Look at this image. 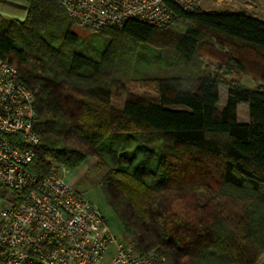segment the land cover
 <instances>
[{
    "label": "trees",
    "instance_id": "16d2710c",
    "mask_svg": "<svg viewBox=\"0 0 264 264\" xmlns=\"http://www.w3.org/2000/svg\"><path fill=\"white\" fill-rule=\"evenodd\" d=\"M21 1L24 20L0 15V58L35 97L39 143L28 169L43 176L94 158L123 234L136 251L164 257L157 264H256L264 252V21L173 8L176 18L161 28L129 20L82 36L55 1ZM139 44L169 51L151 79L154 97L126 86L132 61L123 58ZM203 56L258 85L231 80L219 106L220 80L201 72ZM241 103L249 122L237 121Z\"/></svg>",
    "mask_w": 264,
    "mask_h": 264
},
{
    "label": "built area",
    "instance_id": "2783aa9c",
    "mask_svg": "<svg viewBox=\"0 0 264 264\" xmlns=\"http://www.w3.org/2000/svg\"><path fill=\"white\" fill-rule=\"evenodd\" d=\"M53 1L74 26L96 32L129 20L161 28L176 18L173 8L192 12L207 0ZM35 119L33 93L0 58V264H100L110 245L111 264L163 261L117 239L97 207L58 171L38 176L28 169L39 143Z\"/></svg>",
    "mask_w": 264,
    "mask_h": 264
},
{
    "label": "rangeland",
    "instance_id": "374dc122",
    "mask_svg": "<svg viewBox=\"0 0 264 264\" xmlns=\"http://www.w3.org/2000/svg\"><path fill=\"white\" fill-rule=\"evenodd\" d=\"M246 1L248 2V0H221L217 3L214 0H207L203 2L201 8L204 11L232 10L243 13L254 12L253 9H247L244 5ZM253 1L250 3L253 4ZM0 15L7 19L24 20L27 15V6L25 2L21 0H0ZM71 29L82 36L84 34L85 36L92 34V32H88V30L84 31L72 27ZM86 40L87 39L84 40L83 44L89 43V41ZM156 41L158 40L156 39ZM125 45L132 46V44ZM132 49L133 54L131 55L128 53L123 58V60H126L124 64H126L127 61L129 62L130 59L132 61L130 70L128 71L129 76L125 79L127 80L126 86L128 92L133 95H140L147 98L154 97L156 96V91L154 81L151 79L159 75L158 67L161 64V60L165 58L169 51L164 47H160V44H155V46L153 44H139L136 49L132 47L130 51H132ZM170 60H173L171 61L172 65L176 63V60L173 58ZM199 69L202 73H209L219 77V106H222L224 103L226 85L231 80L236 79L239 83L247 87H255L258 85V81L251 78L248 74L234 73L228 70L219 71V63L209 56L201 57L199 60ZM186 85L188 86L190 84L187 82ZM174 107L179 108V106ZM236 117L238 122H249L248 105L246 103H241L237 106ZM55 170L63 175L71 186L83 192L85 197L97 207L104 218L106 226L117 239L131 241V237L123 234L118 218L103 196L99 181L106 170L97 169L95 167L94 158L87 159L86 162L74 170H68L64 166L59 165L55 167ZM112 248L113 245H110L108 253L100 264H111L109 251H111ZM256 264H264V252L259 256Z\"/></svg>",
    "mask_w": 264,
    "mask_h": 264
},
{
    "label": "crops",
    "instance_id": "0c3cea01",
    "mask_svg": "<svg viewBox=\"0 0 264 264\" xmlns=\"http://www.w3.org/2000/svg\"><path fill=\"white\" fill-rule=\"evenodd\" d=\"M252 1L253 0H248V2L246 1V3H244V5L247 7V9H253V11H254V12H250L247 14L253 15V16L257 17L258 19L264 21V0H254L253 1L254 3L251 4L250 2H252Z\"/></svg>",
    "mask_w": 264,
    "mask_h": 264
}]
</instances>
